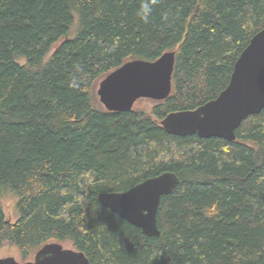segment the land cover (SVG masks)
Instances as JSON below:
<instances>
[{
    "label": "trees",
    "instance_id": "1",
    "mask_svg": "<svg viewBox=\"0 0 264 264\" xmlns=\"http://www.w3.org/2000/svg\"><path fill=\"white\" fill-rule=\"evenodd\" d=\"M146 2L0 0V246L23 262L67 242L91 264H264V108L233 141L173 135L159 123L226 87L264 27V0H156L144 23ZM166 51L175 52L166 99L104 108L101 79ZM165 171L179 184L161 197L158 237L97 200Z\"/></svg>",
    "mask_w": 264,
    "mask_h": 264
},
{
    "label": "water",
    "instance_id": "2",
    "mask_svg": "<svg viewBox=\"0 0 264 264\" xmlns=\"http://www.w3.org/2000/svg\"><path fill=\"white\" fill-rule=\"evenodd\" d=\"M175 52L166 51L150 61L133 59L108 73L98 83L96 94L108 111H130L141 98L164 100L171 92ZM264 108V27L252 35L234 62L226 87L192 110L166 114L160 125L167 133L200 138L235 140V130L244 118ZM179 184L171 171L146 178L125 191L101 192L97 200L147 237H158L157 211L162 196ZM0 264H91L85 254L59 242L43 244L32 259L17 261L0 257Z\"/></svg>",
    "mask_w": 264,
    "mask_h": 264
},
{
    "label": "rangeland",
    "instance_id": "3",
    "mask_svg": "<svg viewBox=\"0 0 264 264\" xmlns=\"http://www.w3.org/2000/svg\"><path fill=\"white\" fill-rule=\"evenodd\" d=\"M143 99H146V98H143ZM144 102L146 101H143L142 105L143 104L145 105ZM2 199H3L5 215L10 220L15 221L17 218V212L14 209V202H15L14 196L10 193H7V194H4ZM61 244L66 248H73L72 246L67 244V242H61ZM33 255L30 256L28 259H32ZM6 256H13L17 261L23 262L22 259L20 258L19 250L17 248L4 244L0 246V257H6Z\"/></svg>",
    "mask_w": 264,
    "mask_h": 264
},
{
    "label": "clouds",
    "instance_id": "4",
    "mask_svg": "<svg viewBox=\"0 0 264 264\" xmlns=\"http://www.w3.org/2000/svg\"><path fill=\"white\" fill-rule=\"evenodd\" d=\"M156 0H150V2L142 3L140 9L137 12L138 17L144 23L150 22L151 4H154Z\"/></svg>",
    "mask_w": 264,
    "mask_h": 264
}]
</instances>
